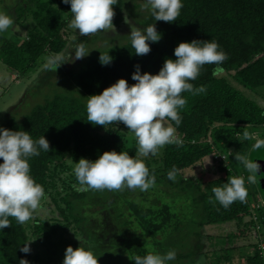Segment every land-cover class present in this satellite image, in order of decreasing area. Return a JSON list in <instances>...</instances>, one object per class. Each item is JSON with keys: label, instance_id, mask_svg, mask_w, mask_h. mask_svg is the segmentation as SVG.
I'll return each instance as SVG.
<instances>
[{"label": "trees", "instance_id": "16d2710c", "mask_svg": "<svg viewBox=\"0 0 264 264\" xmlns=\"http://www.w3.org/2000/svg\"><path fill=\"white\" fill-rule=\"evenodd\" d=\"M182 3L180 15L171 24L155 21L151 12L136 23L141 28L155 24L162 35L158 43L150 44V53L142 57L135 55L130 41L95 49L94 46L90 48V44L96 34L69 41L67 31L73 17L70 5L62 0H15L13 7H6L4 13L25 32L17 42L0 35V66L15 80L31 79L30 75L49 55L70 56L75 44L83 43L89 55L77 69L64 71L59 67L57 71L63 82L27 113L16 114L13 112L16 109H10L12 112L6 115L0 113V127L28 132L34 140L44 135L49 142L50 151H41L28 163L30 175L44 189L43 204L54 216L36 220L30 227L10 217L11 225L0 231V264H20L21 259L28 264H62L68 246L75 250L80 244L86 247L82 238L98 239V234L89 235L86 223H94L95 233L101 230L99 218L95 216L99 209L111 210V225L114 224L116 237L127 239L128 232L132 235L121 245L125 246L127 261L123 263L117 251L112 261L133 264L134 256H144L149 251L165 254L174 250V261L200 256L203 228L232 224L235 231L228 234L225 242L233 245L237 239L250 235L248 239L252 242L248 249L251 251L246 254L245 263L261 264L256 251L255 228L259 226V235L264 241L263 205L256 208L259 201L254 184L247 183L249 174L236 163L232 153L248 156L255 142L251 134L260 129L264 132V107L252 99L257 96L264 101V0H182ZM124 8V0H117L113 6L115 29L124 23ZM193 40H215L228 59L221 65L224 70L218 75H212L215 65H205L198 78L190 81L194 87L206 86V92L195 96L182 94L187 103L180 110L182 120L176 129L182 146L165 145L157 156L141 159L150 175L155 176L154 185L145 191L135 189L137 196L142 197L139 200L128 198L121 191L123 188L77 191L75 176L65 179L63 176L79 159L95 161L113 150L126 151L130 157L139 158L136 139L122 122L104 127L88 122L87 98L99 95L119 79L133 85L135 81L131 75L136 65L141 74H157L165 59H176L173 50L179 43ZM108 52L113 60L101 66L100 53ZM51 73L45 70L42 74L48 77ZM66 85L70 88L68 94L64 92ZM168 124L175 127L174 122L168 121ZM245 131L249 133L248 139L243 136ZM213 151L224 155L226 164L213 161ZM206 157L211 158L210 169L217 172L214 180L206 183L200 177L184 175L187 170L199 166L207 170ZM173 168L176 169L174 181L167 177ZM233 176L245 179L247 196L243 202L236 201L224 209L215 201L212 188L221 186ZM32 238L35 239L29 247L40 245V250L35 254L31 250L27 254L20 252L19 249ZM110 244L96 254L98 259L103 252L118 247L115 240ZM104 245L102 243L101 247ZM178 245H182L181 250H176ZM226 250L221 248L222 254L215 258L218 264L231 262L232 256Z\"/></svg>", "mask_w": 264, "mask_h": 264}, {"label": "clouds", "instance_id": "9594fccd", "mask_svg": "<svg viewBox=\"0 0 264 264\" xmlns=\"http://www.w3.org/2000/svg\"><path fill=\"white\" fill-rule=\"evenodd\" d=\"M70 5L72 14L71 27L79 30L80 36L89 37L97 32H115L113 6L117 0H62ZM145 6L150 10L155 21L169 24L175 22L183 7L182 0H145ZM123 22L129 26L127 36L136 56H145L150 53V44L158 43L162 35L157 32L155 24L143 30L135 27L124 16ZM13 18L0 12V34L13 28ZM74 59L79 60L89 55L84 44H75ZM175 60L165 59L159 72L155 75L147 72L141 74L139 65L131 79L135 81L129 85L125 79H119L99 95L87 98V120L91 124L105 126L111 123L122 122L131 132L137 143V151L141 156H155L157 151L165 145L182 146L183 141L177 135L176 129L181 124L180 110L187 103L183 93L199 95L206 92V86L194 87L190 81L198 78L205 65H215L212 75L223 72L221 65L228 59L227 54L215 40L181 42L173 50ZM113 58L107 54L99 56L101 66H107ZM63 63L64 54H52L46 58L44 65L47 71H56ZM168 121L174 122L175 127ZM247 127V126H246ZM245 139L249 133H243ZM264 148V138H257L253 150ZM49 152L50 146L46 138L41 136L34 140L28 132L11 131L0 127V231L9 227V218H14L18 224H24L33 217V213L40 208L44 198V189L30 175L28 160L40 155V152ZM236 163L243 166L249 173L247 183L257 182V174L261 165L249 159L246 155L232 153ZM77 191H117L122 188L129 190L140 189L145 191L155 183V176L150 175L145 163L129 156L126 151L117 153L115 150L105 152L95 161L85 158L74 163ZM264 176V173H261ZM176 169L167 173L169 180L174 181ZM215 201L227 209L236 201L243 202L247 196L245 179L240 176L228 177L226 183L213 187ZM256 240V239H255ZM29 241L19 250L30 253ZM256 243V241H255ZM176 258V252L169 250L165 254L149 251L146 255L133 257V264H170ZM20 264H28L21 259ZM62 264H98V257L91 246L75 250L68 246L64 252Z\"/></svg>", "mask_w": 264, "mask_h": 264}, {"label": "rangeland", "instance_id": "374dc122", "mask_svg": "<svg viewBox=\"0 0 264 264\" xmlns=\"http://www.w3.org/2000/svg\"><path fill=\"white\" fill-rule=\"evenodd\" d=\"M0 11L2 10L3 13L7 8L13 7V4L15 0H0ZM125 1V8L124 13L127 15L129 21L138 29L143 30V28L136 25L137 22L143 20L148 14L150 13V10L145 6V0H124ZM68 35H69V41H72L74 38L80 36L79 30H75L71 27V24L68 28ZM130 34V28L128 25L123 23L120 28L115 29V32L109 31L108 33L99 32L96 33V37H94V41L92 44H90V48L94 46L95 48H103V47H110L112 45H121L129 42V38L127 37ZM1 36L6 37L9 41L17 42L19 37H23L25 35V32L20 29L17 25L14 24L13 28L9 29L7 32L0 34ZM89 48V49H90ZM68 51V50H67ZM85 58V57H84ZM84 58L75 60L74 54L71 53L70 56L64 55L65 63H63L60 66V69L65 70H73L77 69L79 67V63L84 60ZM45 62L42 64L40 68L37 69L36 72L32 73L30 75L31 79H22V80H15L14 76H11L8 74L3 68L0 66V113H3L4 115L7 114V112H12L10 109H16V114L18 113H27L28 110L31 109V107L34 106V104L38 102H42L43 99L46 96L52 95L53 88H57L58 84L63 82L61 81V75H59V72L56 70L51 71V75L46 77V75H43L42 73L45 71ZM44 77H42V75ZM54 86V87H53ZM60 87H63L62 85ZM236 87L244 92L247 93V91L240 87ZM64 92L68 94L70 89L68 85H66ZM60 90H63L60 89ZM59 91V90H58ZM57 91V92H58ZM72 92V89L70 93ZM252 99H254L260 106L264 107V101L261 100L257 96H253ZM21 105V106H20ZM2 116L0 114V121ZM264 132L262 130H257V132H254L251 134V138L254 139V141L257 138H264ZM255 143V142H254ZM159 151V150H158ZM157 151V154H158ZM157 154L155 156H157ZM152 155H149L148 157L141 156L138 152V157L140 159H146L150 157H155ZM249 159L254 160V162L261 165L260 173L257 175V182L254 183V189L256 190V193L258 195V201L263 205L262 202H264V176L261 175V173H264V148H260L257 150H253V146L250 150L249 155L247 156ZM211 158L206 157L205 163L207 165V170H203V167H197L194 170H187L184 175L185 176H195L200 177L203 182H209L211 180H214V178L217 177V172L213 169H210V161ZM73 167L71 170L68 171L66 174H64V179L67 176L73 175ZM249 174V173H248ZM125 192V195L129 197L136 198L137 200L141 199L142 197L137 196V191L135 189L129 190L126 188H123L121 190ZM137 196V197H136ZM45 199L43 198L41 201V206L38 208L34 213L32 219L27 221L25 224L27 226H31L36 220H41L42 218H52L54 217L50 213H48V208L43 204ZM109 204V203H108ZM90 211V209H88ZM99 218L98 225L101 227L99 232H94L93 227L94 223H86L87 228L89 229V235L95 236L94 234H98V239L95 237H91L89 240L83 239V242H85V246L89 247L91 246V251L95 253V255L101 251L106 250V247L109 248V245L112 241H117L118 247L115 250L103 252L99 259L98 264H122L127 261V254L124 252L125 246H121L122 244H125V242H128L130 237L132 236L130 232H128L125 236L127 239H121V237H116L115 235V229H113L111 225V219H112V212L110 209L103 210L99 209L98 213L95 215ZM92 218V217H90ZM93 218L90 219L92 222ZM85 226V227H86ZM92 228V229H91ZM96 228V227H94ZM235 231L234 225L225 224L223 226H205L203 228V234L200 238V243L203 245L202 252L200 253V256H192L187 259H182L180 261H171L170 264H218L215 261V258L220 256L221 248L227 249L226 252H229L228 254L232 256L231 262L228 263H222V264H246L245 263V257L246 254H248L250 249L249 243L250 241L248 238L250 235H246L245 238H239L236 241H234L233 245H228V243L225 242L226 237L230 232ZM72 233L69 232L68 236H71ZM35 239V238H34ZM34 239L32 238L31 241L34 242ZM81 239V237H80ZM192 239H188L187 241H191ZM105 243L106 246L101 247V244ZM108 244V245H107ZM100 246V247H99ZM111 247V246H110ZM41 246H34L32 245L30 247V250L32 254L37 253L40 250ZM228 248H233L231 251ZM182 245H178L176 250H181ZM120 252L122 262L118 261H112V259L115 257L113 255L115 252ZM109 258V260H106Z\"/></svg>", "mask_w": 264, "mask_h": 264}, {"label": "built area", "instance_id": "2783aa9c", "mask_svg": "<svg viewBox=\"0 0 264 264\" xmlns=\"http://www.w3.org/2000/svg\"><path fill=\"white\" fill-rule=\"evenodd\" d=\"M191 143H194L193 141ZM212 159L213 161H219V162H224L226 164V159H225V156L224 155H220L218 154L217 152L213 151V156H212ZM262 206L261 203H257V206L256 208H260ZM263 209V207H262ZM252 213V212H251ZM252 218L254 220V222H256V217H255V214H252ZM256 251H257V255H258V258L259 260L261 261V264H264V241L261 237V233L260 230H259V226H256Z\"/></svg>", "mask_w": 264, "mask_h": 264}, {"label": "flooded vegetation", "instance_id": "af4514ba", "mask_svg": "<svg viewBox=\"0 0 264 264\" xmlns=\"http://www.w3.org/2000/svg\"><path fill=\"white\" fill-rule=\"evenodd\" d=\"M263 195H264V193H263ZM263 203V207H264V202H262ZM264 209V208H263Z\"/></svg>", "mask_w": 264, "mask_h": 264}]
</instances>
